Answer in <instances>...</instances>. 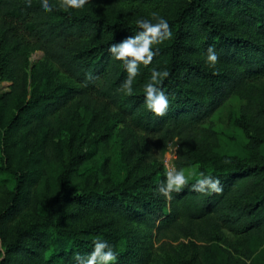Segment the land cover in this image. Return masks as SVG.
Instances as JSON below:
<instances>
[{
  "label": "trees",
  "instance_id": "trees-1",
  "mask_svg": "<svg viewBox=\"0 0 264 264\" xmlns=\"http://www.w3.org/2000/svg\"><path fill=\"white\" fill-rule=\"evenodd\" d=\"M40 10L39 0H0V75L12 81L0 97V143L19 134L36 135L51 127L60 110L82 108L96 122L115 109L124 125L122 143L128 160L143 165L155 143L163 153L177 140L175 166L220 178L222 193L193 191L196 177L168 199L158 191L135 193L124 185L105 190L73 192L70 169L58 175L55 189L43 197L31 189L26 172L11 171L16 187L8 196L0 222L30 208L31 223L13 231L0 264H77L75 254L87 255L93 240L106 239L118 253L116 264H148L154 243L158 250L176 252L169 244L194 239L199 264H261L264 258V0H90L82 9ZM158 11L171 27V38L154 44L151 64L139 66L133 93L120 88L126 78L122 62L109 47L139 30L136 20L152 19ZM214 44L219 53L210 67L204 52ZM43 51L78 89L30 92L26 99L24 54ZM155 66L168 70L161 87L169 98L157 116L144 103V84ZM39 73H32L34 81ZM240 101L237 126L247 138L244 149L213 153L218 133L203 124L231 97ZM140 133V135H133ZM153 140V143H152ZM107 144L108 136L102 139ZM9 157V155H8ZM51 157H48L50 160ZM142 187H145L142 185ZM151 201V205L150 202ZM245 233L253 242L249 254L235 257L217 241L221 230ZM259 250V252H258ZM245 257V259H244ZM249 261V262H247Z\"/></svg>",
  "mask_w": 264,
  "mask_h": 264
},
{
  "label": "rangeland",
  "instance_id": "rangeland-1",
  "mask_svg": "<svg viewBox=\"0 0 264 264\" xmlns=\"http://www.w3.org/2000/svg\"><path fill=\"white\" fill-rule=\"evenodd\" d=\"M23 63L27 81L26 99L32 90H53L57 95L63 88H79L54 62L45 57L43 51L34 48L26 50ZM32 73H39L34 81L31 80ZM11 84L10 79L0 75V97L10 90ZM239 106V99L233 96L203 124L218 133V146L213 149V153H234L244 149L248 140L236 123ZM59 112L51 127H43L36 135L20 133L18 138L9 140V157L0 143V167L4 163L11 171L26 172L31 189L30 200L36 191L43 194V197L52 193L58 175L67 167L70 169L67 183L73 192L105 190L111 187V193H115L116 186L118 188L124 185L135 193L149 194L165 179L168 168L175 165L178 148L175 155L173 150L177 144L176 139L167 145L163 153L155 143V146L151 147L153 156L146 164L139 166L134 160H128L126 145L122 143L121 130L124 125L121 124L115 109L106 116L100 113L96 122L91 113L75 106L70 111L61 109ZM105 136H108L107 144L102 142ZM48 157L51 159L48 160ZM184 169L190 171L196 169V166ZM15 187V177L9 171H4L0 175V215L5 214L7 208L9 195L6 196L5 192H11ZM149 203L151 205V201ZM162 207L163 211L168 212V199L165 197ZM35 215L30 212V208H24L17 215L9 216L3 223L0 222V261L4 257V245L9 241L10 234L28 226ZM166 241L176 247V252L169 247V252H162L157 249L159 243H154L148 264H199L192 245L194 239ZM217 243L235 257L242 259V255L249 254L253 248L249 235L225 229L221 230ZM260 262L264 264V258Z\"/></svg>",
  "mask_w": 264,
  "mask_h": 264
},
{
  "label": "clouds",
  "instance_id": "clouds-1",
  "mask_svg": "<svg viewBox=\"0 0 264 264\" xmlns=\"http://www.w3.org/2000/svg\"><path fill=\"white\" fill-rule=\"evenodd\" d=\"M90 0H61L59 7L66 10L82 9ZM25 6H31V0H25ZM40 10L47 13L53 10L54 5L49 0H39ZM152 19L140 18L136 20L139 30L135 35H131L120 43H113L109 47L112 58L122 62L127 73L120 88L126 95H131L134 91L133 84L142 63L147 66L152 63L156 50L154 44H159L171 38L172 30L168 20L160 15L158 11L150 13ZM204 59L210 67H215L219 60V53L214 44L209 45L204 52ZM150 78L144 84V103L151 112L157 116L163 115L169 106V98L161 87L162 82L169 76L168 70H160L153 66L150 69ZM178 143L175 145L173 154L175 155ZM196 177V181L191 185L193 191L198 193L213 194L222 193L223 184L219 177L206 174L203 171L192 169L186 171L183 167L172 165L168 168L165 179L159 184L158 191L165 198L171 200L172 193H179L190 178ZM77 264H116L118 253L106 239L97 236L93 240V248L87 255L75 254Z\"/></svg>",
  "mask_w": 264,
  "mask_h": 264
}]
</instances>
